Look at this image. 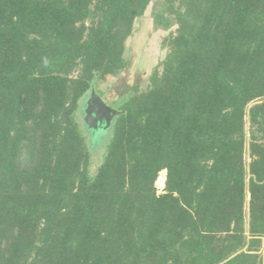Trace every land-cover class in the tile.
Wrapping results in <instances>:
<instances>
[{
  "label": "trees",
  "instance_id": "1",
  "mask_svg": "<svg viewBox=\"0 0 264 264\" xmlns=\"http://www.w3.org/2000/svg\"><path fill=\"white\" fill-rule=\"evenodd\" d=\"M151 1L0 0V264H264V0H158L91 171L80 102Z\"/></svg>",
  "mask_w": 264,
  "mask_h": 264
},
{
  "label": "rangeland",
  "instance_id": "2",
  "mask_svg": "<svg viewBox=\"0 0 264 264\" xmlns=\"http://www.w3.org/2000/svg\"><path fill=\"white\" fill-rule=\"evenodd\" d=\"M161 7L162 6L158 0H152L146 8L144 15L135 20L132 33L125 42L124 58L127 61V66L125 69L117 76H107L105 79L96 81L95 85L93 86L95 93L104 101L106 105L112 109L116 108L115 106H117L128 95V93H138L144 91L147 88L148 78L152 71L155 69L161 71L162 69L160 63L167 53V48L163 45V40L171 33L175 32L176 25L171 23L170 27L167 29H163L162 27L154 25L152 12L154 10H160ZM89 92L80 102L79 123L86 136L88 144L90 143V149L93 152V159H95L94 162L91 163V171H93L95 169V165L98 163L102 151V142L104 140L103 135L107 133L113 118L110 119V125H108L103 118L99 119L98 117H95L94 114H92L90 121H93V124L90 123L89 125L85 122L84 118L86 114L84 111L87 106L85 103L89 96ZM248 133L249 126L246 117V138L243 155L244 166L246 170V185L248 181L247 168L250 162ZM163 188H158L156 185L157 193H162ZM248 200L249 194L246 191L244 203L245 230L248 229L249 221ZM263 250L264 244L261 247V251Z\"/></svg>",
  "mask_w": 264,
  "mask_h": 264
},
{
  "label": "water",
  "instance_id": "3",
  "mask_svg": "<svg viewBox=\"0 0 264 264\" xmlns=\"http://www.w3.org/2000/svg\"><path fill=\"white\" fill-rule=\"evenodd\" d=\"M85 104H87V106L84 111L86 114L84 119L89 125L90 123L93 124V121H90L92 114L99 119L103 118L108 125H110V119L114 118L118 114V111L106 105L104 101L95 93L93 85L90 87L89 96Z\"/></svg>",
  "mask_w": 264,
  "mask_h": 264
},
{
  "label": "bare ground",
  "instance_id": "4",
  "mask_svg": "<svg viewBox=\"0 0 264 264\" xmlns=\"http://www.w3.org/2000/svg\"><path fill=\"white\" fill-rule=\"evenodd\" d=\"M164 181H165V170L160 171L159 177L156 180V185L158 188L164 187Z\"/></svg>",
  "mask_w": 264,
  "mask_h": 264
}]
</instances>
